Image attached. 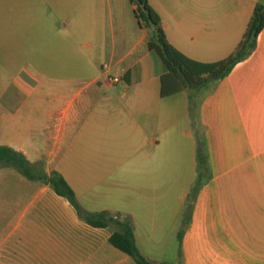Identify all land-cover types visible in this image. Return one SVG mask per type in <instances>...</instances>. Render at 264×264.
<instances>
[{"label": "crops", "instance_id": "1", "mask_svg": "<svg viewBox=\"0 0 264 264\" xmlns=\"http://www.w3.org/2000/svg\"><path fill=\"white\" fill-rule=\"evenodd\" d=\"M147 1L167 41L202 62L230 55L254 6L264 5ZM133 7L128 0H68L73 23L91 22L93 51L108 52L111 64L90 60L89 73L64 79L37 78L23 68L12 89L0 92V145L47 174L58 172L76 198L55 155L73 141L98 146L101 155L85 162L84 172L109 185L98 211L129 215L137 248L150 261L264 264V27L252 52L214 85L191 99L188 90L161 97L164 67L148 50L149 30L137 23ZM114 76L117 82L108 80ZM49 138L52 157L43 161ZM198 143L206 156L199 173ZM22 180L15 189L20 198L29 193ZM112 231L87 224L36 180L21 209L11 200L0 205V264H136L109 243Z\"/></svg>", "mask_w": 264, "mask_h": 264}, {"label": "rangeland", "instance_id": "2", "mask_svg": "<svg viewBox=\"0 0 264 264\" xmlns=\"http://www.w3.org/2000/svg\"><path fill=\"white\" fill-rule=\"evenodd\" d=\"M67 3L68 0H0V92L6 86L12 89L23 68L37 78L64 79L82 75L79 74L82 69L89 73L90 68H85V63L90 60L97 65L111 64L108 52L93 51L96 42L89 29L91 22L81 20L74 24ZM62 18L64 20L60 21ZM200 92L202 90L195 94ZM54 142L52 138L46 140L43 161L51 156L49 151ZM100 150L98 146L86 147L80 140L62 146L55 155V163L77 189L79 198L76 199L83 209L88 207L98 211L105 203L106 196L102 190L107 193L109 185L106 181L88 180L84 174L88 169L85 162L98 158ZM35 171L42 173V165L38 164ZM0 173V189L14 190L12 196L0 194V205L11 200L14 210L21 209L31 198L36 180H27L12 164L0 163ZM20 179L23 183L28 181L29 191L21 198L15 194ZM109 227L115 228L112 224ZM167 256V260H171L172 253Z\"/></svg>", "mask_w": 264, "mask_h": 264}, {"label": "trees", "instance_id": "3", "mask_svg": "<svg viewBox=\"0 0 264 264\" xmlns=\"http://www.w3.org/2000/svg\"><path fill=\"white\" fill-rule=\"evenodd\" d=\"M134 5L133 15L137 23L149 30L148 50L160 59L164 72L160 75V96L165 97L182 90L196 93L208 89L218 80L226 76L232 67L245 59L255 48L257 36L264 27V5L257 3L246 24L245 30L234 51L227 57L213 62H202L191 59L174 48L166 39L158 14L151 8L147 0H128ZM198 173L206 169V156L200 144L196 148ZM0 163L14 165L28 179L40 180L48 184L59 196L64 197L75 209L77 215L93 227L114 225L108 237L109 243L129 256L136 264H164L150 261L137 248L132 222L129 215L112 213L107 210L90 212L77 202L76 195L65 179L56 171L37 173V163H30L18 151L0 145ZM197 181V180H196Z\"/></svg>", "mask_w": 264, "mask_h": 264}, {"label": "built area", "instance_id": "4", "mask_svg": "<svg viewBox=\"0 0 264 264\" xmlns=\"http://www.w3.org/2000/svg\"><path fill=\"white\" fill-rule=\"evenodd\" d=\"M103 68H106L105 64L103 65ZM108 80H111L112 82H117L119 80V78H118V76H114V77H111V78L108 77Z\"/></svg>", "mask_w": 264, "mask_h": 264}]
</instances>
